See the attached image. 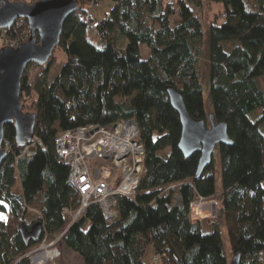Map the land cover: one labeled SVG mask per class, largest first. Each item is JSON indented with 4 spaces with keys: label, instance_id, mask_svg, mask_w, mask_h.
Wrapping results in <instances>:
<instances>
[{
    "label": "trees",
    "instance_id": "16d2710c",
    "mask_svg": "<svg viewBox=\"0 0 264 264\" xmlns=\"http://www.w3.org/2000/svg\"><path fill=\"white\" fill-rule=\"evenodd\" d=\"M104 1L113 7L95 24L92 9ZM78 3L61 35L65 61L59 73L49 81L55 49L45 65L32 64L43 71L33 87L26 72L22 80V109L36 115L35 136L46 150L20 157L25 145L16 141L14 124L5 126L10 149L0 166V264H31L27 254L38 243L27 247L19 231L35 222L28 208L41 212V239L62 236L83 264H150L145 257L151 254L157 264H230L219 225L195 223L191 214L199 198L215 200L219 193L233 256L240 254L241 264H264V0ZM205 3L223 8L209 24L207 40L198 14ZM24 31L12 26L9 36L24 43ZM169 87L183 96L193 118L206 122L213 115L228 124L233 145L216 151L221 192L215 164L196 178L200 153L185 158L178 148L182 125ZM128 119L138 125L146 152L136 197H118L113 223L98 204L72 223L65 210L75 213L80 198L55 138Z\"/></svg>",
    "mask_w": 264,
    "mask_h": 264
},
{
    "label": "water",
    "instance_id": "95a60500",
    "mask_svg": "<svg viewBox=\"0 0 264 264\" xmlns=\"http://www.w3.org/2000/svg\"><path fill=\"white\" fill-rule=\"evenodd\" d=\"M78 7V0H38L32 4L0 0V29L11 28L17 20L25 19L30 30L28 40L17 48L0 49V166L8 156L3 149L6 125L14 124L19 144L26 146L35 138L36 115L26 114L22 109V80L30 64L45 65L49 62L54 50L60 46L65 22L77 12ZM167 93L182 125L179 150L185 158L200 153L196 172V178H199L213 163L219 146L233 145L228 124L217 123L210 115L208 127L204 120L190 115L179 92L169 87ZM32 151L36 152V149ZM43 229L42 224L37 222L30 228L22 224L19 231L28 247L31 242H40ZM230 264H241V255H234Z\"/></svg>",
    "mask_w": 264,
    "mask_h": 264
},
{
    "label": "built area",
    "instance_id": "2783aa9c",
    "mask_svg": "<svg viewBox=\"0 0 264 264\" xmlns=\"http://www.w3.org/2000/svg\"><path fill=\"white\" fill-rule=\"evenodd\" d=\"M14 26L24 28V38L29 37L27 20L19 19ZM9 30L0 29V43H4L3 47L17 48L22 42L11 39ZM139 135L136 122L128 119L109 126L94 124L79 127L55 138L57 154L69 164L68 182L80 198V207L75 213L65 210L72 223L93 204L100 205L105 219L113 223L118 216L115 209L118 197H136L146 156ZM5 147L10 149L8 142ZM37 147L46 150L42 141L35 136L20 157H32L35 154L32 149L37 150ZM210 206L213 208L203 197L194 202L191 205L193 222L203 221L202 210L207 211ZM32 261L36 263L35 258Z\"/></svg>",
    "mask_w": 264,
    "mask_h": 264
},
{
    "label": "rangeland",
    "instance_id": "374dc122",
    "mask_svg": "<svg viewBox=\"0 0 264 264\" xmlns=\"http://www.w3.org/2000/svg\"><path fill=\"white\" fill-rule=\"evenodd\" d=\"M21 1V0H20ZM34 0H22L21 2L25 3H32ZM113 7V3L111 1H104L100 2L97 6H95L92 9V16L94 18V23L96 24L97 22L101 21L103 18L106 17L107 13L110 11V9ZM223 11V8L220 4H207L205 3L204 7L198 11V14L202 17L203 20V30L206 33V40H207V33H208V27L209 24L212 21H215V19H218V14ZM177 19H174V22H176ZM142 53L144 59H147L149 57V51L147 47L142 46ZM56 57L54 58V63L51 65L50 68V74H49V81H52L55 76L59 73L61 70V67L65 61V55L63 51L60 48H57L55 51ZM42 68L30 64L29 67L26 70V73L29 75V80L28 84L29 86H34L36 83L37 78L41 75L42 73ZM207 74H208V65L206 63V68L204 71V83L206 85V91H205V101L206 105H209V97H208V91H209V86H208V79H207ZM30 103V100L28 101ZM24 113H28L25 109H23ZM206 125L209 127V121L207 119ZM5 147V144H4ZM5 149H7L5 147ZM9 150V148L7 149ZM220 159H219V154L216 152L214 155L213 159V164H215V169L214 173L216 176V187L218 192H221L222 188V179H221V168H220ZM220 193L218 194L217 198L215 200H208V203L213 205L207 208V211L202 210L203 216L202 219L206 220L208 219L211 224L215 223L216 225L218 224L220 227L221 231V236L223 239L225 251L227 252L228 256L230 257V260H232L233 256V250L231 246V241L228 233V228L225 219L222 217V211H221V199L219 198ZM216 208V211H215ZM196 209V208H195ZM214 209V211H213ZM30 215L29 218L30 220L35 221L34 223H37V221L40 219V211L34 208H28ZM69 217V216H68ZM81 218V217H80ZM79 218V219H80ZM77 219V220H79ZM41 222V221H40ZM42 226L43 223L41 222ZM62 236L60 237H48L45 236L43 239L38 242L36 246H34L29 253L27 254L28 257L30 258L31 264H34L32 259L36 257L37 255H40L42 253H46L48 259L42 263H35V264H83L82 259L75 254L73 251H71L64 242L61 240ZM153 258V255L151 254L149 257L146 256L145 260L149 261L150 264H157V262L152 263L150 259ZM43 261V260H42Z\"/></svg>",
    "mask_w": 264,
    "mask_h": 264
},
{
    "label": "bare ground",
    "instance_id": "6f19581e",
    "mask_svg": "<svg viewBox=\"0 0 264 264\" xmlns=\"http://www.w3.org/2000/svg\"><path fill=\"white\" fill-rule=\"evenodd\" d=\"M37 256H38V255H37ZM37 256H36V257H37ZM34 258H35V257H34ZM36 259H37V258H36ZM36 259H35V260H36ZM37 262H38V261H37ZM37 262H36V263H37ZM38 263H39V262H38Z\"/></svg>",
    "mask_w": 264,
    "mask_h": 264
},
{
    "label": "clouds",
    "instance_id": "9594fccd",
    "mask_svg": "<svg viewBox=\"0 0 264 264\" xmlns=\"http://www.w3.org/2000/svg\"><path fill=\"white\" fill-rule=\"evenodd\" d=\"M5 150V149H4Z\"/></svg>",
    "mask_w": 264,
    "mask_h": 264
}]
</instances>
